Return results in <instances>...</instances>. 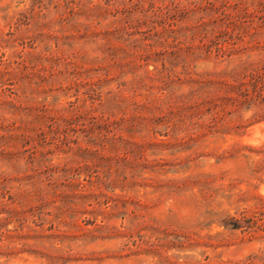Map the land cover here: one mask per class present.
Here are the masks:
<instances>
[{"label": "rangeland", "instance_id": "1", "mask_svg": "<svg viewBox=\"0 0 264 264\" xmlns=\"http://www.w3.org/2000/svg\"><path fill=\"white\" fill-rule=\"evenodd\" d=\"M244 72L264 93V0H0V134L14 152L0 172L16 213L0 264L264 257L261 235L209 223L264 211V174L242 149L264 143V111L245 104L183 140L200 132L183 124L188 91ZM199 173L216 178L205 203L183 189Z\"/></svg>", "mask_w": 264, "mask_h": 264}, {"label": "trees", "instance_id": "2", "mask_svg": "<svg viewBox=\"0 0 264 264\" xmlns=\"http://www.w3.org/2000/svg\"><path fill=\"white\" fill-rule=\"evenodd\" d=\"M217 79L215 80H204L197 83L198 88H191L188 91V98H197L196 104L199 106L194 108V113L184 114L182 117L183 124L186 122L185 128L192 130H199L198 134H184L183 140L193 141L196 143L200 138L204 137L209 131L211 133L218 132L217 123L222 121L221 113L227 112L231 114H237L245 104H249V107H255L264 111V93L262 92L261 85L262 77L250 76L247 77L246 72L236 74L232 78V82L225 79L226 74L214 73ZM200 99V100H199ZM100 105L103 102L100 101ZM195 106V104H194ZM230 107V108H228ZM188 108H192L189 106ZM200 108H204L203 110ZM233 108V109H232ZM229 109V111H227ZM264 113V112H263ZM263 115V114H262ZM19 137L23 140V134H19ZM12 137L0 134V162L2 164L9 163L14 158V152L7 150V146L11 143ZM242 149H248L250 152L255 153L257 157L251 161V172L252 174H264V143L258 147L242 146ZM188 163V161H187ZM9 167L11 165L9 164ZM4 172H0V178ZM0 179V240L4 236L5 232H8L5 225L8 221L16 215L13 209H6L5 207L9 203H13V194L7 185V181L4 182ZM215 177L208 173H199L195 176H187L183 179V189L190 191L194 187L198 188V194L201 197V202L205 203L211 192L213 191V183ZM6 197L7 201L3 198ZM208 215L218 216V213L208 211ZM247 211H240L239 215H227L224 219L213 220L209 223H219L224 227H228L233 230H242L247 232L250 236L255 234L264 237V211H252L250 215H246ZM264 257L257 254L250 255L247 257L244 264H254ZM238 264V263H235Z\"/></svg>", "mask_w": 264, "mask_h": 264}, {"label": "bare ground", "instance_id": "3", "mask_svg": "<svg viewBox=\"0 0 264 264\" xmlns=\"http://www.w3.org/2000/svg\"><path fill=\"white\" fill-rule=\"evenodd\" d=\"M261 191L264 193V185L261 187Z\"/></svg>", "mask_w": 264, "mask_h": 264}]
</instances>
